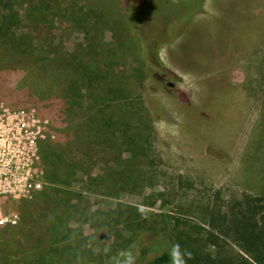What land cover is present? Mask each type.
Returning a JSON list of instances; mask_svg holds the SVG:
<instances>
[{"label":"rangeland","instance_id":"obj_1","mask_svg":"<svg viewBox=\"0 0 264 264\" xmlns=\"http://www.w3.org/2000/svg\"><path fill=\"white\" fill-rule=\"evenodd\" d=\"M158 1L198 0L139 3L141 33L154 34L152 46L164 42L146 73L128 47L123 0L18 3L15 31L32 36L34 50L6 58L0 100L47 118L39 143L45 183L32 199L1 204L18 221L0 225V264H115L116 247L132 236L135 254L173 251L177 237L166 230L177 222L205 226L206 210L221 198L264 195V0H203L172 31L167 21L181 17L162 4L167 12L154 19ZM36 3L44 10L30 11ZM89 55L108 74L95 90L78 78L82 97L71 109L64 70L68 60L76 65L83 56L86 63ZM55 67L61 74L54 78ZM108 83L122 90L110 96ZM109 96L116 116L147 141L144 156L112 129L103 133L106 104L94 106ZM45 141L61 163L45 161Z\"/></svg>","mask_w":264,"mask_h":264},{"label":"trees","instance_id":"obj_2","mask_svg":"<svg viewBox=\"0 0 264 264\" xmlns=\"http://www.w3.org/2000/svg\"><path fill=\"white\" fill-rule=\"evenodd\" d=\"M142 1L123 0V11L132 29V37L128 47L133 50L132 53H134L135 58L140 61L142 66V69L141 67L137 69L138 72L146 73L150 72L156 66L157 59L153 58V55L157 51L158 46L164 42H156L152 46L151 42H153L154 34H146L144 36L141 33L142 21L139 18L141 13L138 7ZM198 1L192 6L190 2L186 3V1L181 5H173L170 2L164 4V2L158 1V5L160 4L159 6L161 8L159 6L158 8L156 7V15H153V18L158 19L159 15L167 12L163 10L164 5H172L173 7L169 9L168 14L172 13L174 15H180L181 17L172 18L167 21L168 28L172 31L176 22L185 19L189 13H192L202 6L203 0ZM19 2L20 0H0V72L4 69V64L7 63L6 58L8 59L17 55H30L34 50L33 37L29 34H18L15 31L20 24V12L17 8ZM38 2L43 3L44 0H38ZM39 3H36L37 5L30 4V11H43V5L40 4L39 7ZM187 9L190 11L184 13ZM170 11L178 12L173 13ZM171 31L169 32L170 35H172ZM89 57L90 60L85 63V58L81 56V61L76 65L72 61H67L69 63H67L64 71L71 76V79L66 85V98L68 99L67 104L71 109L75 104H78L79 97H82L81 89H79L76 81L78 78H82L83 81L91 86L92 90H95L98 88V85H102L103 73L104 77L108 74L104 70L98 71L100 69L95 66L96 60L92 61L91 55ZM58 59L60 60L62 58L59 57ZM54 69L53 77L55 78L61 73L57 67ZM50 70H53V68ZM6 75L3 74L2 80H0L3 84L6 82L4 80ZM113 87L111 83L106 85L110 96L118 90ZM120 90H122L121 87L118 91ZM110 96L107 98L101 97L100 101L96 102L94 106L97 109L99 105L106 104L103 107L108 114H102L101 119H99L103 133L106 135L111 133V135L122 138L123 142L121 143L127 149H130L133 155L144 156V150L146 149L144 143L147 141L144 140V137L142 138L139 132H131V123H123L116 116V108L114 107L115 99H113L114 97L110 98ZM121 126L123 128H120ZM107 128L112 129L110 133L106 130ZM42 153L46 162L50 161L53 163L50 159L54 157L56 158V164L61 163V154L54 153L49 141H45L43 144ZM127 209L129 210L127 213L131 214L132 208L127 206ZM208 209L206 210L208 213L206 216L207 219L203 222L205 226L192 224L189 220H183L177 222L169 230H166L167 234L170 235V231L173 232L174 230L175 236L177 237L175 246H178L179 255L176 257L175 262L172 255L173 251L169 247L154 251L155 253L153 254L148 249H146L147 252L145 254L144 250H142V253H138L137 251V254H135L136 248L133 244H136V240L133 236L124 239L122 247H116L118 254L111 258V262H115V264H134V261L139 260L140 264H264V195L242 193L238 196L231 197L227 201L221 198L220 206L217 208L208 207ZM127 213L126 216L128 215ZM118 217L121 216L119 215ZM127 220H131V218H127ZM152 250L154 249L152 248ZM149 253L150 255H148ZM189 253L191 254L190 256L188 255ZM122 257L126 259L122 260ZM118 259L122 261L118 262ZM104 261H101V263L105 264ZM81 264L91 263L83 262Z\"/></svg>","mask_w":264,"mask_h":264},{"label":"built area","instance_id":"obj_3","mask_svg":"<svg viewBox=\"0 0 264 264\" xmlns=\"http://www.w3.org/2000/svg\"><path fill=\"white\" fill-rule=\"evenodd\" d=\"M47 123L34 108L0 100V225L18 221L16 214L1 211L4 200L32 199L45 183L39 143Z\"/></svg>","mask_w":264,"mask_h":264},{"label":"clouds","instance_id":"obj_4","mask_svg":"<svg viewBox=\"0 0 264 264\" xmlns=\"http://www.w3.org/2000/svg\"><path fill=\"white\" fill-rule=\"evenodd\" d=\"M172 255H173L174 262H175L176 257L179 255L178 246L174 247ZM188 255L190 256L191 254L189 253Z\"/></svg>","mask_w":264,"mask_h":264}]
</instances>
